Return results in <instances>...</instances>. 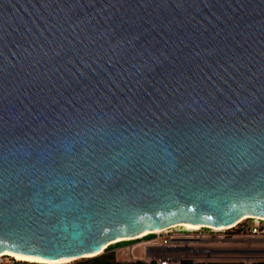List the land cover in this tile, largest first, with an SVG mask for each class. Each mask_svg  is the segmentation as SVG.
Instances as JSON below:
<instances>
[{
	"label": "water",
	"instance_id": "1",
	"mask_svg": "<svg viewBox=\"0 0 264 264\" xmlns=\"http://www.w3.org/2000/svg\"><path fill=\"white\" fill-rule=\"evenodd\" d=\"M263 217L264 0H0V252Z\"/></svg>",
	"mask_w": 264,
	"mask_h": 264
},
{
	"label": "rangeland",
	"instance_id": "2",
	"mask_svg": "<svg viewBox=\"0 0 264 264\" xmlns=\"http://www.w3.org/2000/svg\"><path fill=\"white\" fill-rule=\"evenodd\" d=\"M256 218H249L241 221L232 228L223 230H214L211 227H204L189 231L183 226H176L175 230L181 233L180 236H199L206 238V243L202 246L211 250L210 257L200 258L197 264H255L256 262H264V237L256 234L253 229L258 224ZM152 234L147 238L129 240L120 246H109L103 253L99 254L100 261L94 263L90 258H80L68 263L61 264H79V262L88 260V264H132L136 261L144 262L148 252L149 241L153 238L160 240V236ZM112 245V244H111ZM148 247V249H147ZM111 257H106V255ZM102 255V256H101ZM98 256V255H97ZM12 257L8 255H0V264H12ZM14 264H29L25 261H16ZM145 263V262H144ZM60 264V263H58Z\"/></svg>",
	"mask_w": 264,
	"mask_h": 264
},
{
	"label": "built area",
	"instance_id": "3",
	"mask_svg": "<svg viewBox=\"0 0 264 264\" xmlns=\"http://www.w3.org/2000/svg\"><path fill=\"white\" fill-rule=\"evenodd\" d=\"M256 219L259 223L254 227L253 231L264 237V219ZM175 228L170 226L161 233H152L153 235L157 234L156 236L162 234V237L160 236V240L153 238L149 241V243L153 244L148 246L150 247L149 249L147 247L149 253H147L146 260H144L146 264H197L200 258L211 256V250L202 246V244L206 243V238L180 236L181 233H178ZM199 243L202 244L199 245ZM14 262V259H12V264Z\"/></svg>",
	"mask_w": 264,
	"mask_h": 264
},
{
	"label": "bare ground",
	"instance_id": "4",
	"mask_svg": "<svg viewBox=\"0 0 264 264\" xmlns=\"http://www.w3.org/2000/svg\"><path fill=\"white\" fill-rule=\"evenodd\" d=\"M250 216H252V215H246V216L242 217L241 219H244V218H247V217H250ZM263 219H264V217H263ZM176 226H183L186 230H189V231L198 230V229L202 228V226L211 227L214 230H223V229L228 228V226L227 227H225V226L216 227V226H210V225L193 224V223H189V222H182V223H178V224L172 225V227H176ZM165 229L166 228H162V229H158V230H155V231L147 230V231L141 232V233H139V234H137L135 236H128V237L118 238V239H115L113 241H110L104 247H106L108 244L116 243V242L121 241V240L124 241V240H128V239L142 238L144 235H146V234L148 235V233H161ZM104 247H103V249H104ZM102 251H104V250L99 251V253L102 252ZM0 255H2V256L3 255H8V256L14 258V260H16V261H25V262H34V263L35 262H37V263H48V264L68 263V262H71V261H73L75 259L73 257V258L62 259V260H50V259H44V258L37 257V256L21 255L19 253L11 252V251H8V250L1 251ZM81 256H89V254H84V255H81Z\"/></svg>",
	"mask_w": 264,
	"mask_h": 264
},
{
	"label": "trees",
	"instance_id": "5",
	"mask_svg": "<svg viewBox=\"0 0 264 264\" xmlns=\"http://www.w3.org/2000/svg\"><path fill=\"white\" fill-rule=\"evenodd\" d=\"M152 236V234H148V235H146V237L147 238H149V237H151ZM127 242H130L129 240H124V241H119V242H116V243H114V244H112V245H109V246H120L121 244H125V243H127ZM107 247L106 248V250L108 249V248H111V247ZM102 256V255H101ZM99 257H100V255H98V256H94V257H92V258H90V260L92 261V262H94V263H98L99 261H100V259H99ZM106 257H111V255H106ZM29 264H45V263H37V262H29ZM79 264H88V260H85V261H82V262H79ZM134 264H146V263H144V262H141V261H136ZM255 264H264V262H256Z\"/></svg>",
	"mask_w": 264,
	"mask_h": 264
},
{
	"label": "snow or ice",
	"instance_id": "6",
	"mask_svg": "<svg viewBox=\"0 0 264 264\" xmlns=\"http://www.w3.org/2000/svg\"><path fill=\"white\" fill-rule=\"evenodd\" d=\"M190 227V226H189Z\"/></svg>",
	"mask_w": 264,
	"mask_h": 264
}]
</instances>
